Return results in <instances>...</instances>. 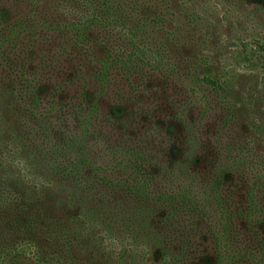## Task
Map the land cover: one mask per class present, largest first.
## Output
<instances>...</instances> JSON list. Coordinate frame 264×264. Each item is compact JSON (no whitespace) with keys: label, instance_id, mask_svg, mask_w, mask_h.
Masks as SVG:
<instances>
[{"label":"trees","instance_id":"trees-1","mask_svg":"<svg viewBox=\"0 0 264 264\" xmlns=\"http://www.w3.org/2000/svg\"><path fill=\"white\" fill-rule=\"evenodd\" d=\"M25 2L32 7L29 12L0 28V63L12 70L0 73V264H193L190 237L181 238V233L196 218L208 222L206 205L212 207L217 230L212 236L213 260L200 263L264 264V152L254 148L250 134H242L246 149L232 144L225 127L236 121L246 100L232 80L234 75L214 70L208 54H179L185 71L176 72L180 63L167 52L178 51L185 41L184 24L201 17L198 3L56 0L55 15H68L60 18L44 11L47 0ZM262 49L258 42L250 47L243 43L238 53L242 61H250ZM74 50L86 52L88 74L39 85L50 80L52 73L43 75L54 68L58 56ZM259 60L258 86L264 98V53ZM158 67L163 75L176 73L184 90L205 95L223 110L227 142L217 154L234 149V158L226 163L209 161L208 168L190 174L194 149L201 141L192 143L185 135L179 159L170 164L171 170L201 179V196L188 187L149 190L151 174L143 168L146 152L127 142L110 144L102 126L93 127L98 115L113 123L114 116L100 113L98 96L111 84V71L141 80L147 69ZM90 81L98 90L88 100L84 93ZM67 84L72 93L64 100L58 91ZM186 102L182 101L183 107ZM68 118L74 120L73 129ZM182 120L191 135L195 120L186 115ZM247 122L250 131H264V117ZM120 124L123 129L126 122ZM91 138L103 140L108 151L123 156L113 159L109 168L98 163L87 144ZM112 168L126 169L124 179L112 176ZM244 169L253 178L246 182L242 204L233 203L231 189L220 190L222 178L238 177ZM158 213H163L161 220L156 219ZM241 233L248 236L246 240L238 238Z\"/></svg>","mask_w":264,"mask_h":264},{"label":"rangeland","instance_id":"rangeland-1","mask_svg":"<svg viewBox=\"0 0 264 264\" xmlns=\"http://www.w3.org/2000/svg\"><path fill=\"white\" fill-rule=\"evenodd\" d=\"M186 1L189 4H192V1L198 3L197 10L201 17L192 24H184L182 35L185 41L179 45L178 51L172 52L167 49L173 61L178 65L180 63L176 72L185 71L183 66L185 62L181 61L179 54L186 55V57L192 55L196 57L200 52H204L212 59L214 70L223 71L225 75H234L232 80L237 85L238 92L247 101H245L247 105L238 109L234 123L229 122L225 125L227 127L226 135H229L227 139L232 144L234 142L239 143L243 149H246V146L243 145L245 139L242 134H250L253 142H255L254 148L264 152V131H250L247 122L250 119L260 120L264 117V98L261 97L258 86L259 57L264 53V49L261 51L263 53L251 57L250 61H242L238 53L243 43L248 47L253 46L256 42L264 46V0ZM47 2L50 3L47 4L44 11L50 17H68L64 13L55 15L54 4L56 0H47ZM31 8L26 6L25 0H0V12L3 15L2 18L0 17V28L4 27L5 24H10L19 16H25ZM183 17H181L182 20ZM178 19L179 17L175 18L176 22ZM54 33L56 32H52L51 35ZM45 46L46 44L42 46L43 51ZM35 53L36 46L30 51L32 63L36 61ZM85 53L74 50V54L58 56L54 68L52 67L53 70L47 68L46 75H43L46 77L52 73L50 80H41L39 85L49 84L60 79L72 80L74 74H88L90 71L88 64L90 65V63L86 62L87 55ZM3 66L0 63V69H2L0 73L5 74V70L12 71ZM162 69L159 67L154 71L147 69L141 80L133 76L129 80L123 72L111 71V84L107 89L102 90L101 94L98 93V96H100V113L108 112L115 118L112 117L113 123H107L102 120V115H98L93 122V127L98 129L102 126V133L104 136L109 135L110 144L127 142L134 146H140L146 152L147 156L143 168L151 174L148 182L149 190L168 192L177 188L188 187L192 194L201 196L203 195L201 179L198 177L191 179L184 173L177 171L176 168L171 170L170 164L172 160L179 159L182 143L186 136L192 143L195 140L201 141L199 146L194 149L192 158L195 163L191 165L190 174H193L194 171L203 170L206 166L208 168L210 163H226L234 158V149L229 154L223 153V151H221L223 155L218 156L217 154V150H220L227 142L225 128L221 125L220 116L223 110L221 105L208 99L205 95L193 94L184 90L181 79L176 73L165 72L164 75L167 74V76H164ZM9 72L6 73L10 77L18 75V73L15 75ZM26 76L30 75L27 74ZM5 81L7 82V79ZM2 85L5 86L3 83ZM97 87L90 81L86 86L84 96L91 100L98 90ZM71 93L70 84L61 87L58 91L59 97L64 98V100H67ZM185 99L188 102H186L187 106L183 107L182 101ZM0 111L2 110L0 109ZM185 115L189 119L195 120V125H191V135H188L182 126V117ZM73 121L68 118L69 129L74 128ZM124 122L126 124L122 129L120 123ZM41 140L49 143L42 137ZM87 144L91 151L97 155V162L100 164L107 163L108 168L112 167L113 159L116 161L122 155V153L120 155L119 152L114 151L116 157L114 152L108 151L106 143L101 139L91 138ZM109 170H112L113 173L111 174L115 178L124 179L126 176V169L112 168ZM226 176L222 178L221 192L225 193L231 189L233 203L242 204L247 189L246 182L253 178L252 173L250 170L244 169V172L238 177ZM211 209L210 205H206L205 214H207L205 217L208 221L206 224L205 221H201V218H196L195 224L181 233V238L190 237V250L196 258L193 264H202L200 262L212 261L214 258L212 236L213 230H217V224L213 219L214 214H212ZM162 215L163 213H158L156 219L161 220ZM187 224L190 225L188 222ZM237 224L240 225L239 222ZM247 237L245 233H241L238 238L246 240Z\"/></svg>","mask_w":264,"mask_h":264}]
</instances>
